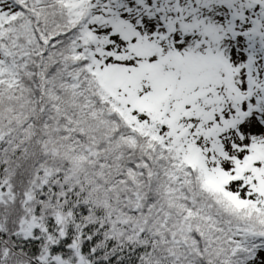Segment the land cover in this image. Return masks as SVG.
Wrapping results in <instances>:
<instances>
[{"label":"snow or ice","instance_id":"6c2138e0","mask_svg":"<svg viewBox=\"0 0 264 264\" xmlns=\"http://www.w3.org/2000/svg\"><path fill=\"white\" fill-rule=\"evenodd\" d=\"M0 264H264V0H0Z\"/></svg>","mask_w":264,"mask_h":264}]
</instances>
